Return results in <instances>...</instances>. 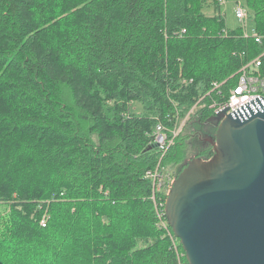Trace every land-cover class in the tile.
I'll use <instances>...</instances> for the list:
<instances>
[{"label":"trees","instance_id":"trees-1","mask_svg":"<svg viewBox=\"0 0 264 264\" xmlns=\"http://www.w3.org/2000/svg\"><path fill=\"white\" fill-rule=\"evenodd\" d=\"M241 2L264 36V0ZM220 9L0 0V264H189L158 225L146 172L160 122H184L167 162L192 146L213 155L199 141L216 131L211 105L264 52ZM249 72L264 76V57Z\"/></svg>","mask_w":264,"mask_h":264},{"label":"water","instance_id":"water-1","mask_svg":"<svg viewBox=\"0 0 264 264\" xmlns=\"http://www.w3.org/2000/svg\"><path fill=\"white\" fill-rule=\"evenodd\" d=\"M217 115L213 155L191 157L165 202L189 264H264V108Z\"/></svg>","mask_w":264,"mask_h":264},{"label":"built area","instance_id":"built-area-1","mask_svg":"<svg viewBox=\"0 0 264 264\" xmlns=\"http://www.w3.org/2000/svg\"><path fill=\"white\" fill-rule=\"evenodd\" d=\"M219 5L225 3V0H218ZM235 16L239 20H246L249 18V13L243 6L242 2H237L235 6ZM253 35L255 41L260 45L264 42V36L258 35L254 29L248 31L244 30V36L248 37ZM264 52L256 57L252 63L247 64L239 71V77L237 82L230 89L227 98L222 102L214 101L211 107L214 110L215 117L221 114L224 110H227L228 114L244 113L248 111L249 106L254 112L257 109L262 111L264 108V76L260 74H251L249 72L250 65H253L256 69L262 65V58ZM222 84H215L212 91H220ZM182 124H175L173 127L168 128L163 123H157L154 130V143L157 146L159 152V159L156 167L146 172V178H149L152 182L151 198L155 203L157 216L160 227L167 230L168 235L171 237L173 246L177 249V237L170 230L169 224L165 221V202L170 189L175 180V176H171L170 173H166L162 167L163 158L167 155L169 150L174 146L177 136L180 133ZM159 199V201H158ZM162 200V201H161ZM180 256V253L178 252Z\"/></svg>","mask_w":264,"mask_h":264},{"label":"rangeland","instance_id":"rangeland-1","mask_svg":"<svg viewBox=\"0 0 264 264\" xmlns=\"http://www.w3.org/2000/svg\"><path fill=\"white\" fill-rule=\"evenodd\" d=\"M239 1L241 2L243 0H225V3L221 4V6H220L221 7L220 12H221V14L224 17L228 28L237 29L238 27H242L244 30L247 29L248 31H250L251 28H252V21L249 18H247L246 20H239L235 16V6H236L237 2H239ZM204 13L206 15H212L214 13L213 7L204 9ZM183 124H184V122H183ZM183 124H182V127H183ZM211 134H213V136H214L215 133L212 132V131L206 132V135L212 136ZM199 141H202V139L199 140ZM201 147H202V145L199 146V147H193V146L192 147H186L185 148L186 158L183 160V163H184L185 160L190 159L191 157H202V158L204 157L205 158L206 155H204V156L203 155L202 156L198 155V151H199V149H201ZM204 150L208 151V148L204 149ZM170 151L171 150H169L167 155L163 158L162 167L164 168V171L166 173H170L171 176H175V174L178 171L179 167L183 163L182 164H177V163L175 164V163L167 162L166 158H167L168 154L170 153ZM203 151H201V153ZM212 151H213V148H212ZM208 158H210V157H208ZM206 159H207V157H206ZM158 201H159V199H158ZM43 220L45 222H47V220H48L47 214H44L42 216L41 221H43ZM158 225L160 227L159 223H158Z\"/></svg>","mask_w":264,"mask_h":264},{"label":"flooded vegetation","instance_id":"flooded-vegetation-1","mask_svg":"<svg viewBox=\"0 0 264 264\" xmlns=\"http://www.w3.org/2000/svg\"><path fill=\"white\" fill-rule=\"evenodd\" d=\"M211 135H213V134H211ZM202 139V144L203 145H205V146H208L209 144L211 145V142H210V136L209 135H206V134H204V136L202 135V136H200V140Z\"/></svg>","mask_w":264,"mask_h":264}]
</instances>
